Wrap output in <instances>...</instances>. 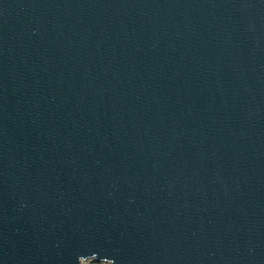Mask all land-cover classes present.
I'll list each match as a JSON object with an SVG mask.
<instances>
[{
    "label": "water",
    "instance_id": "95a60500",
    "mask_svg": "<svg viewBox=\"0 0 264 264\" xmlns=\"http://www.w3.org/2000/svg\"><path fill=\"white\" fill-rule=\"evenodd\" d=\"M264 264V0H0V264Z\"/></svg>",
    "mask_w": 264,
    "mask_h": 264
},
{
    "label": "rangeland",
    "instance_id": "374dc122",
    "mask_svg": "<svg viewBox=\"0 0 264 264\" xmlns=\"http://www.w3.org/2000/svg\"><path fill=\"white\" fill-rule=\"evenodd\" d=\"M82 264H109V263H107V262H93V261L87 260V261L82 262Z\"/></svg>",
    "mask_w": 264,
    "mask_h": 264
}]
</instances>
